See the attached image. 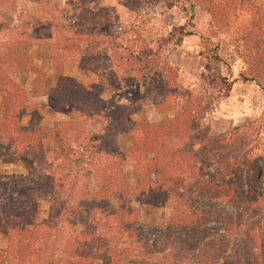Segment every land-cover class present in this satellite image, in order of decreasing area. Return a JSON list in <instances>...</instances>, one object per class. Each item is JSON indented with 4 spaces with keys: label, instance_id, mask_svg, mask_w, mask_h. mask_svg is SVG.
<instances>
[{
    "label": "rangeland",
    "instance_id": "rangeland-1",
    "mask_svg": "<svg viewBox=\"0 0 264 264\" xmlns=\"http://www.w3.org/2000/svg\"><path fill=\"white\" fill-rule=\"evenodd\" d=\"M170 2L174 6L167 7ZM154 3L150 13H136L122 0H0V50L3 44L12 43L17 57L22 61L27 59V65H23L25 62L4 65L9 77L26 90L28 111L22 122L27 125L32 113L39 112L40 124L51 131L44 139L48 161L44 167L51 169L55 178L63 183L62 188L55 186V195L48 198L39 197L41 191L33 184H27L16 192L12 201L2 204L0 221L5 213L27 212L34 215L36 223L44 222L45 251L41 261L58 264L66 258L71 260L69 241L86 225V217L71 203L79 205L85 189L95 192L101 188L99 167L106 162L104 157L93 154V144L88 143L91 147L88 151L78 144H71L64 134L53 130L55 123L74 121L76 125H72L77 133L87 142H93L96 136L105 133L110 122L104 113L105 117L93 116L90 111L102 113L109 109V103L131 112L127 120H122L129 126L143 122L162 125L172 118L173 111L156 107L153 92L147 85L134 81L144 76L148 63L143 69L138 67L139 72L129 77L130 72L118 71L121 61L113 56H119L117 53L124 47L125 51L133 50L141 56L140 52L148 45L154 49L156 59L160 62L162 58L168 60L165 63L173 70L169 77L177 75V83L196 94L206 111L215 108L219 87L213 89L216 83L202 78L205 70L202 62L211 64V70L207 71L210 78L222 75L233 84V89L229 98L221 100L211 122L202 119L203 129L187 138H172L166 143V157L185 152L194 157L189 191L177 197L175 193L171 194L170 205L155 207L143 206L137 200L125 207L119 197L112 198V208L131 214L141 235L139 252L135 254L130 252V230L117 233L113 244L117 254L129 260L135 256L128 264H205L212 254L216 257L209 258V264L261 262L248 234V229L258 221L259 212L249 207L239 212L228 203L203 197L192 187L200 185L202 178L209 179L208 172L216 170L217 161L234 163L248 154L259 160L260 187L264 193V90L254 81L242 82L240 79L248 73L249 63L255 61L252 53L264 51V0H232L230 3L228 0H209L203 6L197 0H155ZM224 15L230 18L225 19ZM179 26L184 27L186 35H179L173 47L164 37ZM250 42L256 47L247 58L245 45ZM205 44L208 49L203 50ZM146 53L149 52L146 50ZM144 60L150 61L147 54ZM160 70H164L163 65ZM62 75L69 76L89 91L98 90L99 111L92 108L82 112L78 102H64L61 98L65 97L57 92L51 101L54 103L57 97L61 102L59 105L54 103L56 111L51 109L46 94L59 86ZM37 77L43 80V88L36 91L34 81ZM4 96L5 91L0 89V119L4 114ZM198 136L203 138V145L194 140ZM130 137L118 125L109 127V133L103 138L112 146L118 145V150L129 152ZM8 150L0 144V171L28 175L25 156ZM60 165L64 171L58 170ZM123 167L128 182L135 183L134 167L128 163ZM73 174L75 185L71 186L74 190L69 195L70 191L65 192V189ZM44 186L47 188V184ZM179 205L198 210L204 219L199 227L203 233L178 231L176 223L183 218ZM260 211L264 214V204ZM225 217L240 225L238 233L208 236L218 231ZM6 248L8 237L0 230V252Z\"/></svg>",
    "mask_w": 264,
    "mask_h": 264
},
{
    "label": "trees",
    "instance_id": "trees-1",
    "mask_svg": "<svg viewBox=\"0 0 264 264\" xmlns=\"http://www.w3.org/2000/svg\"><path fill=\"white\" fill-rule=\"evenodd\" d=\"M122 1H125L128 7L136 13H150L155 7V0ZM197 1L200 6H203L209 0ZM231 1L228 0V3ZM172 6L174 5L171 2L167 5V7ZM224 16L225 19L230 18L227 15ZM179 35H186L183 26L173 29L164 39L170 41L171 46H175ZM262 42L264 43V40ZM245 47L246 57L249 58L256 45H252L250 42L246 43ZM202 48L205 50L208 49V46L205 44ZM125 49L124 47L120 51L121 54L117 53L119 56L113 54L116 59L121 61L118 63V71H128L130 72H127L129 77H132L134 72H139V68L143 69L148 63L144 76L135 78L134 81L147 85L149 91L153 92V103L156 107L164 111L170 109L173 111V115L162 125L143 122L129 126L122 121L131 116V112L126 111V108L109 103V109L101 111L102 113L91 112L92 108L97 111L100 109L97 96L99 91H89L69 76L62 75L59 77V86L46 94L51 109L56 111L54 103L59 105L61 102L57 97L54 103L51 101V97L53 98L54 93L57 92L65 97V99L61 98L64 102H70V104L78 102L82 106L80 108H83L82 112L90 111L93 116L105 117L106 115V118H109L110 126H106L105 133L96 136V140L93 142H87L77 133L75 126H73L74 121L57 122L53 127L54 131L64 134L66 140H69L71 144H78L79 147L87 151L91 150L92 147L94 155L99 154V156L104 157V161L106 160L99 167L101 188L95 192L85 189L81 194L80 204L71 203L73 208H77L86 217V225L83 231L69 241L68 251L71 260L66 258L58 264H128V261L135 260V256L130 257L129 260L119 253L117 254L113 245L117 233H121V230L124 229L130 230V240L132 241L130 252L137 254L141 235L138 233L136 221L131 214L126 215L112 208V198L119 197L123 200L125 207H130L133 200L139 201L146 207H155L170 205L171 194L175 193L177 197L178 194H185L189 191L193 170L191 163L194 161V157L186 152L178 153L176 157H166V143L172 138H187L193 132L203 129L202 119L206 118L207 123L211 122L218 111L221 100L226 99L233 89V84L222 75L210 78L207 71L211 70L212 66L209 62L206 64L202 62L205 68L201 74L202 78L209 83H216L213 89L219 87L217 88L219 95L218 99L215 100V108L206 111V107H201L199 97L196 94L177 83V75L169 77V74H173V70L169 64L165 63L168 60L162 58V62H160V59H156L154 49L145 45V50L140 52L141 56L134 53L133 50L125 51ZM146 50L149 53H146ZM146 54L150 61L145 62L144 55ZM200 57H202L201 52ZM252 57H255V61L249 63L248 73L243 74L240 79L244 82L254 81L264 90V51L261 53L254 52ZM26 60L22 61L17 57L12 43L3 44L0 50V89L5 91V96L2 102L4 114L0 119V144L7 146L9 152L25 156L29 174H4L0 171V207L5 201H12L16 197V192L25 188L27 184H33L35 188L41 191L39 197L43 198L54 196L55 186L57 189L59 186L60 188L63 187V183L55 178V173L44 167L48 164L44 139L50 135L51 131L48 128L45 130L44 126L42 127L40 124L38 111L32 113L27 125L22 122L28 111L26 90L11 79L4 69V65L7 64L17 65L25 62L23 65H27ZM162 65L164 70H160ZM125 66L127 68L129 66L130 69ZM160 71L164 72L165 75L164 73L161 74ZM42 83L41 77L35 79L36 91L43 88ZM95 87L99 88L100 86L95 85ZM222 90L224 91L222 92ZM118 125L122 132L128 134L129 137L131 136L132 146L129 152L118 150V145L112 146L104 142V138L109 133V127ZM194 140L204 144L203 138L199 136L198 138L195 137ZM88 143L93 145L90 147ZM243 156L244 158L236 160L234 163L228 162V160L217 161L216 170L208 172L209 179L201 177V184L192 188L196 193L201 192L205 198L234 206L239 212L244 207L259 212L258 221L248 229V234L251 244L260 255L259 260L261 262L257 264H264V214L260 211L264 204V193L260 187L261 167L258 164L259 160L248 157V154ZM126 163L131 164L135 169V183L128 182V175L123 167ZM58 167V170L64 171L61 165ZM74 177V174L71 175L69 187L65 189V192L70 191L69 195L71 190H74L71 187L75 185L73 183ZM44 184H47V188ZM42 191L44 192L42 193ZM178 207L183 215V218L176 223L178 231L187 233L193 231L196 235L203 233L199 227L203 224L204 219L197 213L198 210L183 205ZM3 215L4 217L0 221V230L8 237V248L3 253L0 252V264H49L41 261L44 259L45 251L44 222L36 223L33 218L34 215H29L27 212L5 213ZM117 225L118 227L114 228ZM239 229L240 225L237 222H231L225 217L222 219V225L218 231L209 233L208 236L214 237L227 233L235 235ZM215 257V254H212L211 257L208 256L205 264H209L208 260H211L209 258ZM134 264L149 263L135 262Z\"/></svg>",
    "mask_w": 264,
    "mask_h": 264
},
{
    "label": "crops",
    "instance_id": "crops-1",
    "mask_svg": "<svg viewBox=\"0 0 264 264\" xmlns=\"http://www.w3.org/2000/svg\"><path fill=\"white\" fill-rule=\"evenodd\" d=\"M239 82H241V81L239 80ZM242 82H244V81H242ZM235 84H236V83H235ZM231 94H232V93H230V95L228 96V98L231 96ZM225 100H226V99H225ZM227 234H228V233H227ZM229 235L232 236L233 234H229ZM220 236H221V235H220ZM220 236H214V237H220Z\"/></svg>",
    "mask_w": 264,
    "mask_h": 264
}]
</instances>
